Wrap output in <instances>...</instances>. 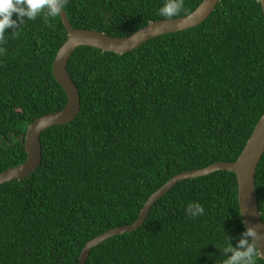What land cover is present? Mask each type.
Listing matches in <instances>:
<instances>
[{
  "label": "trees",
  "instance_id": "16d2710c",
  "mask_svg": "<svg viewBox=\"0 0 264 264\" xmlns=\"http://www.w3.org/2000/svg\"><path fill=\"white\" fill-rule=\"evenodd\" d=\"M199 2L184 0L179 16ZM163 3L68 0L64 12L73 28L121 37L165 19ZM12 31L0 45V171L25 158L17 136L27 124L65 103L50 72L66 38L59 17ZM66 70L77 113L41 131L34 171L0 184V264H77L85 241L133 221L172 175L234 160L264 110V18L257 0H218L195 26L130 51L78 46ZM254 190L264 225V151ZM189 203L204 214L190 218ZM243 231L234 174L216 170L176 182L140 226L93 246L85 264H222L227 237L235 246Z\"/></svg>",
  "mask_w": 264,
  "mask_h": 264
},
{
  "label": "water",
  "instance_id": "95a60500",
  "mask_svg": "<svg viewBox=\"0 0 264 264\" xmlns=\"http://www.w3.org/2000/svg\"><path fill=\"white\" fill-rule=\"evenodd\" d=\"M218 0H200L198 5L189 13L174 17L171 20L160 19L149 21L132 33L113 37L104 33L85 28H73L67 20L63 10L59 19L63 25L66 38L57 48L52 61L50 72L55 82L61 87L65 95V103L59 110L46 112L29 122L23 133L17 137L22 144L25 158L18 164L0 171V184L21 179L35 170L40 162L39 135L45 128L65 124L73 117L79 108V95L77 88L66 70V61L78 46L94 47L102 51L122 53L130 51L142 42L157 35L184 30L203 21L212 11ZM264 18V0H257ZM182 21V23H180ZM162 25H166L162 27ZM264 151V110L256 120L242 149L232 161H216L203 167L184 170L169 177L156 190H154L142 203L137 217L128 224L106 229L84 242L77 256V264H85L90 249L110 236L134 230L144 221L149 208L155 200L159 199L176 182L209 174L216 170L232 172L236 182V201L239 216L244 230L253 226L264 234V225L259 218L254 190V172L258 160ZM259 248L264 255V241L259 242ZM264 261V257H260Z\"/></svg>",
  "mask_w": 264,
  "mask_h": 264
},
{
  "label": "clouds",
  "instance_id": "9594fccd",
  "mask_svg": "<svg viewBox=\"0 0 264 264\" xmlns=\"http://www.w3.org/2000/svg\"><path fill=\"white\" fill-rule=\"evenodd\" d=\"M67 4L68 0H0V45L6 43L7 29H13L11 34L16 37L25 19L35 20L38 16H43L47 24L48 18L60 16ZM184 7V0H164L159 15L171 20L178 17ZM14 14L17 19L12 18ZM164 26L166 25H162ZM0 55H6L4 47H0ZM186 213L190 218H196L204 214V208L199 203H189ZM227 238L228 243L222 249V254L226 257L222 264H257L258 258L264 257L259 248V242L264 241V234L259 233L255 227H246L235 246L230 242L232 238Z\"/></svg>",
  "mask_w": 264,
  "mask_h": 264
}]
</instances>
